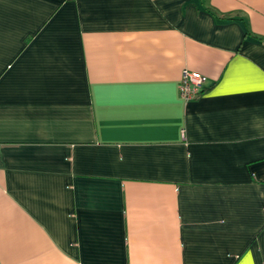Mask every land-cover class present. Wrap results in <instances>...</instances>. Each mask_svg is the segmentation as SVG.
<instances>
[{"label": "crops", "instance_id": "0c3cea01", "mask_svg": "<svg viewBox=\"0 0 264 264\" xmlns=\"http://www.w3.org/2000/svg\"><path fill=\"white\" fill-rule=\"evenodd\" d=\"M0 264H264V0H0Z\"/></svg>", "mask_w": 264, "mask_h": 264}, {"label": "built area", "instance_id": "2783aa9c", "mask_svg": "<svg viewBox=\"0 0 264 264\" xmlns=\"http://www.w3.org/2000/svg\"><path fill=\"white\" fill-rule=\"evenodd\" d=\"M207 77L198 72L184 70L179 80V95L185 102L198 98L204 89Z\"/></svg>", "mask_w": 264, "mask_h": 264}]
</instances>
